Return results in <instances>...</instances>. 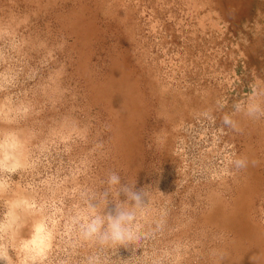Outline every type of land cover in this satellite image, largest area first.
<instances>
[{"label":"rangeland","instance_id":"obj_1","mask_svg":"<svg viewBox=\"0 0 264 264\" xmlns=\"http://www.w3.org/2000/svg\"><path fill=\"white\" fill-rule=\"evenodd\" d=\"M252 4L238 19L218 0H0V129L22 134L34 153L49 146L36 171L12 176L11 192L49 172L72 168L77 183H90L116 170L137 187L158 186L155 205L168 210L164 232L146 250L184 242L188 251L175 264H213V247L222 264H264V117L237 115L241 131L221 124L264 80V0ZM116 68L144 112L131 120L139 145L129 162L117 143L120 113L95 96ZM75 122L87 128L86 140L72 132ZM100 141L104 154L82 161ZM234 155L259 163L236 172L228 165ZM8 196L0 194V207ZM215 207L240 214L255 239L248 244L210 222Z\"/></svg>","mask_w":264,"mask_h":264},{"label":"clouds","instance_id":"obj_2","mask_svg":"<svg viewBox=\"0 0 264 264\" xmlns=\"http://www.w3.org/2000/svg\"><path fill=\"white\" fill-rule=\"evenodd\" d=\"M250 89L244 99L233 103L231 113L222 115L223 128L241 131L235 119L239 114L252 120L264 117V80L257 78ZM226 104L225 99H218L216 110L222 111ZM17 111L26 114L29 109ZM202 115L215 119L212 110ZM72 132L87 139V128L78 122ZM34 147L36 153L16 130L0 129V194L9 193L0 207V264H175L186 254L184 242L146 250L164 232L168 210L155 205L158 186L137 187V179L126 180L116 170H106L90 183H77L79 171L72 168L65 175L49 172L29 182L22 192H11L12 176L34 172L41 157L47 160V142ZM104 147L102 141L95 143L82 161L104 154ZM250 163L259 162L245 155L228 161L236 172L246 170ZM69 183L74 185L70 204L66 203ZM121 250L130 255L123 257ZM208 256L213 264H222L224 259L222 250L215 247L208 250Z\"/></svg>","mask_w":264,"mask_h":264},{"label":"bare ground","instance_id":"obj_3","mask_svg":"<svg viewBox=\"0 0 264 264\" xmlns=\"http://www.w3.org/2000/svg\"><path fill=\"white\" fill-rule=\"evenodd\" d=\"M218 1L222 6L226 7V11L229 10V7L236 8V17L238 19L247 16L250 7L253 5V0ZM96 91L95 96L97 99L106 101V103L109 104V108L113 110L112 112H116L117 114L119 112L121 115V119H118L117 124L119 135L117 143L122 149V153H124L123 157L125 162H129L132 159V155L138 152L139 145L138 127L131 124V120L136 117L137 114L141 115L144 113L136 107L135 100L138 96L135 87L132 81L128 78V75L122 72L120 68H116L109 74L107 81ZM249 165L251 166V163ZM235 214L236 213L234 212L226 213L221 208L215 207V210L213 209V212H211L207 219H211L212 223L220 225L221 228L228 230V232L242 237L248 244H250L251 238L255 239L253 230L250 228L252 232L250 234L249 228L246 227V223L242 221L243 217L241 218L240 214L238 216ZM261 242H264L262 236ZM237 245L238 244H235L234 247L237 248ZM248 256H251V254H248ZM246 257L247 256L245 255L244 258Z\"/></svg>","mask_w":264,"mask_h":264}]
</instances>
